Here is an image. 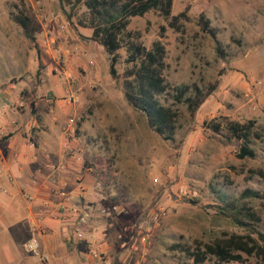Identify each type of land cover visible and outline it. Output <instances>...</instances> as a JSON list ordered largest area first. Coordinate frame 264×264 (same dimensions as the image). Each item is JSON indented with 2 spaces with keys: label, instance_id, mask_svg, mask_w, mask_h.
<instances>
[{
  "label": "rangeland",
  "instance_id": "1",
  "mask_svg": "<svg viewBox=\"0 0 264 264\" xmlns=\"http://www.w3.org/2000/svg\"><path fill=\"white\" fill-rule=\"evenodd\" d=\"M83 11L81 0H0V104L16 115L15 127L5 130L0 144L16 128L21 136L29 135L26 147H38L44 120L58 122L54 146L80 148L85 168L103 163L104 181L90 168L100 182L102 205L115 204L121 222L134 223V239L145 236L147 262L190 264L168 246L192 247L222 232L248 233L250 226L237 224L234 216L242 215V221L264 233V201L239 196L245 188L262 189L260 140L250 139L253 157L238 158L240 141L224 126L218 132L207 126L210 120L250 119L253 129L264 134V0H172L170 16L185 14L172 24L170 16L155 10L129 18L126 30L132 34L124 41L150 48L158 40L164 46L167 89L156 98L177 111L171 139L148 127L144 115L125 101L121 80L130 66L124 62L125 44L116 51L113 79L107 54L87 38L89 28L76 24ZM18 12L37 23L32 41L12 18ZM201 15L214 37L201 30ZM59 24L64 28L57 32ZM46 38L52 41L44 48ZM191 83L204 91L213 86L192 116L171 97L175 85ZM218 191L233 199L235 208L221 213ZM241 207L258 220L249 221ZM224 264L264 263L242 254L241 261Z\"/></svg>",
  "mask_w": 264,
  "mask_h": 264
},
{
  "label": "crops",
  "instance_id": "2",
  "mask_svg": "<svg viewBox=\"0 0 264 264\" xmlns=\"http://www.w3.org/2000/svg\"><path fill=\"white\" fill-rule=\"evenodd\" d=\"M1 107L6 108L4 102ZM15 119L6 110L0 116V138L15 127ZM53 120H44L38 147H26L29 135L21 136L16 128L1 141L0 264H155L146 261L147 242H138L134 250V223L121 222L118 212L99 211L100 182L82 165L80 148L54 146L60 125ZM59 191L68 195L61 209ZM73 207L91 208L82 238L73 233L74 215L68 212ZM32 237L35 254L24 248Z\"/></svg>",
  "mask_w": 264,
  "mask_h": 264
},
{
  "label": "trees",
  "instance_id": "3",
  "mask_svg": "<svg viewBox=\"0 0 264 264\" xmlns=\"http://www.w3.org/2000/svg\"><path fill=\"white\" fill-rule=\"evenodd\" d=\"M171 2L172 0H81L84 11L81 16L76 18V24L79 27L90 29L87 38L98 43L107 54L108 72L113 79L117 78L115 65L118 56L116 51L125 44L126 56L124 62L130 64V66L125 69L121 80L123 97L131 107L144 115L148 127L165 139H171L177 111L160 104L156 98L157 94L164 93L167 89V84L162 76V70L165 66L163 60L164 46L160 41L154 40L151 47L146 48L140 42L127 41L128 39L124 41L123 39L132 34L126 30L130 17L142 16L150 10H155L161 16L167 18L170 16ZM184 16L183 11L171 15L169 24H172V21L176 18ZM12 18L20 26L23 35L32 41L37 28L34 19L24 12H18L12 15ZM199 21L201 30L214 37V30L209 27L208 20L201 15ZM172 89L173 102L185 104L188 114L192 116L201 102L211 92L213 86L209 85L204 91L195 83H191L178 84ZM26 99L25 102L31 113H34L35 107L31 97H26ZM207 126L213 132H218L224 126L231 137L240 141L235 152V156L238 158L254 156V150L249 146L251 137L259 139L264 150V134L253 129V120L248 119L239 123L224 118L222 120H210L207 122ZM95 164L93 163L87 167H92L97 172L99 180L104 181L107 174L103 163L98 160ZM259 174L264 178L262 173L259 172ZM217 194L220 202L218 208L221 213L235 208L233 199L228 198L221 191H218ZM239 196L242 199L257 198L264 201V183L262 189L245 188ZM241 209L249 221L256 222L258 220V216L249 208L241 207ZM234 213L240 215L239 210H235ZM241 216H234L233 220L239 225L250 226L248 233L222 232L208 241H195L192 247L181 243H173L168 248L180 251L190 260V264L238 262L242 260V254L246 256L253 255L264 263V233L251 227L252 225H249L248 221H242L241 218L243 217Z\"/></svg>",
  "mask_w": 264,
  "mask_h": 264
},
{
  "label": "built area",
  "instance_id": "4",
  "mask_svg": "<svg viewBox=\"0 0 264 264\" xmlns=\"http://www.w3.org/2000/svg\"><path fill=\"white\" fill-rule=\"evenodd\" d=\"M64 28V25L63 24H59L58 25V28H57V32H60L62 31ZM48 40L52 41V38H46V39H43L42 40V44L44 45V48L48 47ZM54 70L58 72V68L57 67H54ZM22 101H19L18 104H21ZM264 104V102L262 103ZM253 108L255 107V105H252ZM1 111H0V116H3V111L5 109H3V107L0 108ZM69 122H72L70 119H69ZM68 122V123H69ZM70 124V123H69ZM68 124V125H69ZM59 197L61 198L60 201H59V206L58 208H63L64 205L62 204V202H64L65 200H67L68 198V195L67 193H65L64 191H59ZM99 211L105 215H111L112 213H114V211L116 210V205L115 204H111L109 206H104V205H100L98 207ZM68 212L70 214H73L74 215V219H73V233L76 237L78 238H82V233H83V229L84 227L88 224V220L89 218L91 217L92 215V212H91V208H88V207H82V208H77V207H73V208H69ZM159 212H162L161 209ZM157 217V214H155L153 216V219H156ZM135 241V240H134ZM145 241V236L144 235H140L137 239H136V243H134V250H138L139 249V246L137 245L138 242H144ZM24 248L27 252H31L33 254L36 253L37 251V240L35 238H30L28 239L25 243H24ZM90 253L92 255H95V251L91 250Z\"/></svg>",
  "mask_w": 264,
  "mask_h": 264
}]
</instances>
